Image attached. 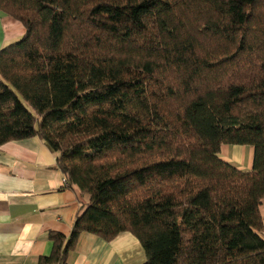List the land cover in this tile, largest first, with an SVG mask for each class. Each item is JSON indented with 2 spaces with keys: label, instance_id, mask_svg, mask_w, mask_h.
<instances>
[{
  "label": "trees",
  "instance_id": "16d2710c",
  "mask_svg": "<svg viewBox=\"0 0 264 264\" xmlns=\"http://www.w3.org/2000/svg\"><path fill=\"white\" fill-rule=\"evenodd\" d=\"M0 145L38 137L88 195L37 264L81 232L143 264H264V0H0ZM253 147L241 170L222 145Z\"/></svg>",
  "mask_w": 264,
  "mask_h": 264
},
{
  "label": "crops",
  "instance_id": "0c3cea01",
  "mask_svg": "<svg viewBox=\"0 0 264 264\" xmlns=\"http://www.w3.org/2000/svg\"><path fill=\"white\" fill-rule=\"evenodd\" d=\"M24 32L19 20L0 9V48L18 40ZM220 157L241 170H248L252 166L253 147L229 144ZM87 199L88 195L76 186H66L62 172L56 167L55 154L40 138L0 145V264H37L40 255L51 251L48 231L68 234ZM259 209L264 218V199ZM145 261L139 240L128 231L110 240L84 231L67 264H143Z\"/></svg>",
  "mask_w": 264,
  "mask_h": 264
},
{
  "label": "rangeland",
  "instance_id": "374dc122",
  "mask_svg": "<svg viewBox=\"0 0 264 264\" xmlns=\"http://www.w3.org/2000/svg\"><path fill=\"white\" fill-rule=\"evenodd\" d=\"M225 146H226V145H222L220 154L223 152ZM228 151H229V150H228Z\"/></svg>",
  "mask_w": 264,
  "mask_h": 264
},
{
  "label": "built area",
  "instance_id": "2783aa9c",
  "mask_svg": "<svg viewBox=\"0 0 264 264\" xmlns=\"http://www.w3.org/2000/svg\"><path fill=\"white\" fill-rule=\"evenodd\" d=\"M65 183H66V181H65Z\"/></svg>",
  "mask_w": 264,
  "mask_h": 264
}]
</instances>
